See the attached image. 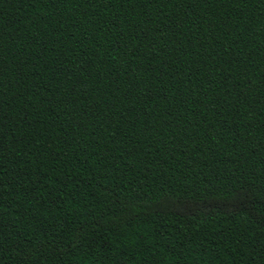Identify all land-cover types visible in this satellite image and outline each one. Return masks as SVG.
<instances>
[{
    "label": "trees",
    "instance_id": "1",
    "mask_svg": "<svg viewBox=\"0 0 264 264\" xmlns=\"http://www.w3.org/2000/svg\"><path fill=\"white\" fill-rule=\"evenodd\" d=\"M0 264H264V0H0Z\"/></svg>",
    "mask_w": 264,
    "mask_h": 264
}]
</instances>
